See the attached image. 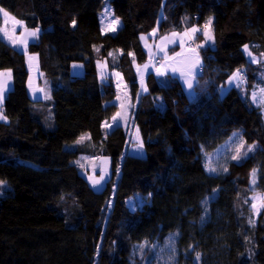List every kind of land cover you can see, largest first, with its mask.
<instances>
[{
	"label": "trees",
	"instance_id": "obj_1",
	"mask_svg": "<svg viewBox=\"0 0 264 264\" xmlns=\"http://www.w3.org/2000/svg\"><path fill=\"white\" fill-rule=\"evenodd\" d=\"M106 3L121 15L116 34L101 30ZM0 8L41 29L28 50L51 91L49 100L30 98L25 53L0 32V70L13 75L0 120V264H264V209L255 216L250 199L264 192V115L251 100L264 84V0H0ZM212 17L214 43L200 48L194 92L151 71L140 94L135 64L148 59L141 37L157 27L161 36L202 28ZM203 38L191 41L197 48ZM97 60L122 75L137 102L144 156L121 160L127 129L104 127L117 91L112 75L99 77ZM237 69L247 84L222 94ZM229 143L253 150L213 161L209 172L206 158ZM83 153L111 158L104 190L76 166ZM137 192L151 200L131 210Z\"/></svg>",
	"mask_w": 264,
	"mask_h": 264
},
{
	"label": "rangeland",
	"instance_id": "obj_2",
	"mask_svg": "<svg viewBox=\"0 0 264 264\" xmlns=\"http://www.w3.org/2000/svg\"><path fill=\"white\" fill-rule=\"evenodd\" d=\"M0 9L3 10L2 12H0V19H1V21H0V32H1L2 38L5 41H7L10 45H12L14 48L25 53L26 64H27V68H28V72H29L28 92H29L30 98L32 100H49L51 98V91H50V88L46 83L47 81H46V79H45V77H44V75L40 69L39 56L35 53H31L28 50L29 44L31 42L36 41L38 39L39 35L36 38L28 37V43H27L26 48L23 47L22 45L12 44L11 41L8 39V37L6 35H4L3 30L6 29L9 34H12L17 38H23L24 36H26L27 31H31L33 29L27 28L25 26L24 22L15 18L9 11H7L3 8H0ZM4 12L8 13L7 17L4 16ZM101 12H102L100 15L101 30L104 33L116 34L122 25V19H121V15L119 14V12L113 6H111L109 3L105 4V6L103 7V10ZM13 18L15 21H19L21 23L14 25L13 24ZM117 18L119 20V24L116 25V30L115 31H108L107 28L110 25H112L113 21ZM209 20H211V24L209 25V27L211 29V35L214 38L213 27H212V22H213L214 18L212 17ZM209 20L204 24V26L206 24H208ZM204 26L202 28L199 26H195V27H192L188 30L175 31V32L170 33L169 35L162 36V37H158L156 35L157 34L156 32H158V29H155L149 35H143L141 37L143 47L147 52L148 59L144 64H141V65L135 64V70L137 72L138 83L140 85V94L143 93V88H144V86H146L145 80L143 78L141 79V73H143V76H144L147 69H150V68L156 69V67H159L160 65L157 64V60L161 59V58L162 59L165 58V56L168 55V52L172 51V49H173V51H175V53L172 54L170 59L168 58L169 60L166 62L168 65L167 66L168 69H166V70H168V71L164 70V71H166V75H163V77L165 79H168V75H172L173 77H178L179 79H181L183 81L185 86H187V83L183 79L181 72L180 71L173 72L171 69L173 67H175L177 69L187 70V66L191 63V61L193 59V54L189 51V49H195V51H196V53H198L199 59H200V65H198L194 69L195 79L193 81V85H194V83H196L198 76L202 72L201 66L203 64L201 53H200V48L201 47L203 48L204 46L212 45L214 43V40L212 43H206L207 38L204 36V34H203V36H204L203 40H200L197 42V46L199 45L200 47L196 48V46L191 41V38L196 39L197 34L199 32H203ZM13 28L15 29L14 32H13ZM193 28L200 29V30L196 31L195 33H191V29H193ZM39 30L41 31V29H39ZM186 32L191 34L190 38H189V36H185ZM39 34H40V32H39ZM148 36L151 38L150 40L148 39L149 38ZM243 50H244V48H243ZM249 50H250V48H249ZM245 54H246L249 61H252L253 63H258L257 62V61H259L258 56L252 54L253 57H255V60H253L252 58H250L247 55L246 52H245ZM29 57H34V59L31 61V63L29 62ZM96 63H97L99 77L104 81V80H106L105 76H107L108 74L112 75L113 80L115 82L116 91H117L116 97L112 101L107 102V104H115V105H117L118 109L105 122V124L107 123V124L111 125V127H105V124H104V127L106 130H111L112 128H114L116 126L121 125L125 129H127L128 134H129L130 139H131L130 141H132V142L128 143L127 148H126L121 160H123L124 157L129 153H133L136 156H139V155L143 154L144 149L142 151H138L134 147V144L137 142L136 141L137 129L133 128V115H132V112H134V109L137 107V102H133V99H132L131 94H130L129 86L127 84H125L123 80H121L120 75H117L118 72L117 71L109 72L108 64H107L106 60H97ZM0 71H7V70H0ZM259 77L264 80V73H261L259 75ZM164 78H162V79H164ZM229 80H230V78L227 80L226 84H224L221 87V93L222 94L227 92L233 86H237L235 83L230 84ZM8 82H10V87L5 91L4 101L8 95V92L13 87L12 72H11V80H9ZM30 82H31V86H30ZM246 84H247L246 82H242V84L240 86H245ZM34 89H35V91H33ZM260 89H264V84L256 83L254 88L251 90V100H252L253 104H255L258 108H260V110L262 111V113L264 115V102H262V97L259 93ZM41 90H43V91H41ZM186 91L189 94H192L194 92V88L193 87L191 89L186 88ZM253 92L257 93L256 100H253V98H252ZM46 96H50V98H45ZM118 97H119V99H117ZM4 101H3V104H4ZM122 105H123V107H122ZM117 113H121V117L118 118L120 120V123L118 125L116 123H113V117L116 116ZM139 137L141 140L140 133H139ZM85 141H86V137L83 140V142H85ZM83 142H80V143H83ZM240 145H238L237 148H240ZM230 149H231V151L233 149L231 146V143L224 145L222 148L217 150L213 156H208L206 158V161H208V162L211 161V166H209V164H207V167L208 168L214 167V165L220 166V164H223L224 162H227L228 160L232 159V157L235 156L237 153H236V149L233 150L232 152L230 151ZM247 150H248V147L245 148V146L240 148V154H241L240 159L245 158L250 153V152H247ZM245 152H247V155H244ZM213 161H214V165L212 166ZM75 164L78 167V169L80 170L81 174L88 181L90 187L95 191L104 190L107 183L112 179V175H113L112 160L109 156H99V155L92 154V153L91 154L90 153H83V154L79 155L78 158L75 160ZM102 175L104 176V180H102L101 183L97 186H93L92 181L88 179V177H93L95 179H99ZM115 181H116V179H115ZM114 183L115 184L113 185L112 196H111V199L109 201V208H110V206L112 207L113 202H114V196H115V192H116V182H114ZM254 197H256L257 199H254ZM260 197H264V192H255L251 195V198H250L252 205H253V203H256L258 206L257 209H253V207L251 205L255 216H257L259 214V212L264 209V207L259 206V198ZM150 200H151V195H143V194L137 192L133 196H131L127 199V205L129 206V208L131 210H136V209L143 207L145 204L149 203Z\"/></svg>",
	"mask_w": 264,
	"mask_h": 264
},
{
	"label": "snow or ice",
	"instance_id": "obj_3",
	"mask_svg": "<svg viewBox=\"0 0 264 264\" xmlns=\"http://www.w3.org/2000/svg\"><path fill=\"white\" fill-rule=\"evenodd\" d=\"M3 10L0 9V12H2ZM4 16L7 17L8 13L4 12ZM21 22L19 21H15L13 18V24H19ZM119 24V20L118 18L115 19L112 23V25H110L107 30L108 31H115L116 30V25ZM211 24V20H209L208 24H206L204 26L203 29V34L204 36L207 38L206 43H212L214 38L211 35V29L209 27V25ZM76 25V21L73 20L72 21V26L75 27ZM14 28H13V32H14ZM200 29H196L193 28L191 29V33H195L196 31H199ZM4 31V35H6L8 37V39L11 41L12 44L14 45H22L23 47H27V43H28V37L31 38H36L39 35V28L33 29L31 31H27L26 36H24L23 38H17L12 34H9L7 32V30H3ZM190 33L186 32L185 36H189L190 38ZM197 47H200L199 45ZM189 51L193 54V59L191 61V63L187 66V70L184 69H177L175 67H173L171 70L173 72L176 71H180L181 75L183 77V79L186 81L187 83V87L189 89H191L193 87V81L195 79V74H194V69L200 65V59H199V55L198 53H196L195 49H189ZM244 51L247 53V55L252 58L253 60H255V57H253L252 52L249 50V46L248 45H244ZM109 55H112L111 53H109ZM131 55V53H130ZM34 59V57H29V62L31 63V61ZM258 62V61H257ZM74 67H78L76 65H74ZM167 67V66H166ZM242 69H237L236 72L232 73L229 83H235L237 86H240L243 82V76H242ZM157 73L159 75H166V71H161L160 69H157ZM119 75V74H117ZM143 78V73H141V79ZM11 80V70H7V71H0V120H7V117L3 115V101H4V95H5V91L8 89L9 84L8 81ZM30 86H31V82H30ZM35 91V89L33 90ZM43 91V90H41ZM259 93L262 97V102H264V89H260ZM45 98H50V96H46ZM252 98L253 100H256L257 98V93L253 92L252 93ZM119 99V97L117 98ZM123 107V105H122ZM119 117H121V113H117L116 116L113 117V123H116L117 125L120 123V120L118 119ZM126 118V117H125ZM105 127H111V125L109 124H105ZM85 139V137H81V140L78 141L77 143L83 142V140ZM136 143L134 144V147L138 150V151H142L143 150V141L140 140L139 137V133L137 131V135H136ZM243 147V144L240 145V148ZM240 148L236 149V155L233 156L232 158L234 160H239L241 158V154H240ZM253 150V146H249L247 152H251ZM247 152L244 153V155H247ZM209 172H216L217 169L214 167H209L207 169ZM224 171H227V169H223ZM119 170L117 169V172ZM253 176H255V169L253 170ZM89 180L92 181L93 186H97L101 183L102 180H104V176L102 175L99 179H95L93 177H88ZM5 181H0V185L5 184ZM253 183H255V179H253ZM215 191V190H214ZM254 199H257L256 197H254ZM259 206L260 207H264V197H260L259 198ZM253 209H257V204L253 203L252 205ZM249 223L252 224L253 226L255 225V220L250 219ZM196 258L199 259V253L196 254Z\"/></svg>",
	"mask_w": 264,
	"mask_h": 264
},
{
	"label": "crops",
	"instance_id": "obj_4",
	"mask_svg": "<svg viewBox=\"0 0 264 264\" xmlns=\"http://www.w3.org/2000/svg\"><path fill=\"white\" fill-rule=\"evenodd\" d=\"M102 13V12H101ZM101 13H100V15H101ZM100 21H101V19H100ZM156 29H158V27L156 28ZM152 32V31H151ZM150 32V33H151ZM149 33V34H150ZM157 33V34H156ZM155 34L158 36V37H162L160 34H159V29H158V32H156ZM149 34H147V35H149ZM169 35V34H168ZM166 36V35H165ZM149 37V36H148ZM149 40L151 39L150 37L148 38ZM173 53H175V51H173V49H172V51H170V52H168V55L167 56H165V58H163L162 59V62H161V64H158V65H160L159 67H156V69H147V73L145 72V75L143 76V79L145 80L146 79V76H147V74L149 73V72H151V71H153L154 73H156V75H157V77L159 78V81L161 82V83H166L167 81H165L166 79L163 77V75H159L158 73H157V69H160L161 71H164V70H166V69H168V67H166V66H168L167 65V61L170 59V57L172 56V54ZM169 58V59H168ZM166 63V64H165ZM80 71H81V69L80 68H77V71L76 72H79L80 73ZM166 71H168V70H166ZM118 74L120 75V77H121V80H123L124 81V79H123V77H122V75L118 72ZM170 76H172V75H168V78L170 77ZM162 78H164V79H162ZM176 78H178V77H176ZM179 79V78H178ZM179 81L182 83V85H183V87H184V89H186V88H188L187 86H185V84L183 83V81L181 80V79H179ZM124 83H125V81H124ZM8 84H9V87H10V82H8ZM126 84V83H125ZM194 85H195V83H194ZM194 85H193V88H194ZM8 87V88H9ZM146 87L144 86V88H143V92H146ZM4 115V114H3ZM134 129H137V127H134ZM137 131L139 132V130L137 129ZM142 141V140H141ZM132 142V141H131ZM129 154H131V155H135V154H133V153H129ZM139 156H144V150H143V154H141V155H139Z\"/></svg>",
	"mask_w": 264,
	"mask_h": 264
},
{
	"label": "built area",
	"instance_id": "obj_5",
	"mask_svg": "<svg viewBox=\"0 0 264 264\" xmlns=\"http://www.w3.org/2000/svg\"><path fill=\"white\" fill-rule=\"evenodd\" d=\"M194 44V43H193ZM195 47V46H194ZM242 76H243V81H245L246 82V77L242 74Z\"/></svg>",
	"mask_w": 264,
	"mask_h": 264
}]
</instances>
